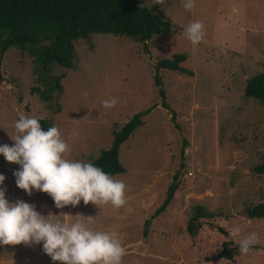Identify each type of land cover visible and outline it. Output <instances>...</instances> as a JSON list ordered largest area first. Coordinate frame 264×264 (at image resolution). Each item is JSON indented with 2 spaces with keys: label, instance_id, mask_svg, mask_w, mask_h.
Wrapping results in <instances>:
<instances>
[{
  "label": "rangeland",
  "instance_id": "obj_1",
  "mask_svg": "<svg viewBox=\"0 0 264 264\" xmlns=\"http://www.w3.org/2000/svg\"><path fill=\"white\" fill-rule=\"evenodd\" d=\"M143 1L169 17L176 31L145 42L111 33L77 39L74 67L51 66L53 76H65L62 92L54 89L50 101L33 90L45 88L37 80L33 55L10 47L1 58L0 146H14L10 135L17 134L14 123L23 113L58 126L71 145L69 158L88 162L111 147L114 131L143 112V124L119 149L126 172L112 175L125 182L127 203L99 207L81 200L57 208L49 194L20 189L14 173L21 165L3 154L0 174L6 179L0 188L10 203L34 204L46 217L117 232L126 248L122 264H264L261 241L235 260L214 258L225 239L219 227L238 242L248 232L258 236L262 227L250 222L245 211L264 202V174L254 170L264 164V103L247 97L244 89L246 80L264 69V0H195L191 11L182 0ZM194 20L205 26L198 45L184 34ZM177 53L186 55L180 65L192 75L160 69L162 97L154 82L155 65ZM113 97L118 104L104 108L102 102ZM172 183L177 185L175 214L165 209L153 219ZM197 205L214 216L200 219L191 235L186 227ZM2 263L61 264L43 251V242L0 244Z\"/></svg>",
  "mask_w": 264,
  "mask_h": 264
},
{
  "label": "clouds",
  "instance_id": "obj_2",
  "mask_svg": "<svg viewBox=\"0 0 264 264\" xmlns=\"http://www.w3.org/2000/svg\"><path fill=\"white\" fill-rule=\"evenodd\" d=\"M166 0H154L164 4ZM185 10L195 7V0H182ZM184 34L193 45L204 38L205 26L199 20L190 22ZM119 98L102 102L106 109L114 108ZM16 135H10L14 146H0V154L8 162L21 165L14 173L17 186L32 195L33 189L49 194L57 208L85 205L111 204L120 208L127 203V186L123 180L114 179L92 162L70 159L72 148L58 126L44 130L40 118L19 114L14 123ZM6 177L0 174V185ZM6 189L0 188V244L31 245L43 242V251L61 264H122L126 248L115 231H94L76 220L52 219L36 210V205L17 200L10 203ZM66 215V214H65ZM93 217H87L92 221ZM259 243L256 233H249L239 241L241 254H247Z\"/></svg>",
  "mask_w": 264,
  "mask_h": 264
},
{
  "label": "trees",
  "instance_id": "obj_3",
  "mask_svg": "<svg viewBox=\"0 0 264 264\" xmlns=\"http://www.w3.org/2000/svg\"><path fill=\"white\" fill-rule=\"evenodd\" d=\"M157 12L156 8L148 6L143 0H0V82L1 58L4 52L10 47L27 51L35 57L37 80L45 86L44 89L34 86L33 90L43 100L50 101L54 89L58 93L62 92L60 78L65 76H53L51 66L58 64L69 69L74 67V42L77 39H87L91 33H111L145 42L154 35L175 32L176 26L172 20L162 13L158 15ZM185 59L184 53H177L156 63L154 82L162 97H165V94L161 88L162 81L158 71L165 68L192 75V71L180 65ZM244 94L264 103V69L246 80ZM142 115L143 112L134 114L120 130L114 131L111 147L101 150L97 157L88 162L101 167L110 175L126 172L119 159V149L134 130L143 124ZM40 123L44 130L53 126L43 118H40ZM183 142L184 146L187 145L186 141ZM254 170L264 174V164L256 165ZM176 189V184L169 185L166 197L155 210V215L166 209ZM213 216L214 213L204 206H195L194 214L186 227L188 233L195 235L194 229L197 230L201 224L199 220ZM245 216L250 222L262 226L259 228L258 238L264 246V202L248 207ZM218 230L225 239L214 258L235 260L240 254L239 242L228 237L226 228L219 227ZM262 257L264 261V256Z\"/></svg>",
  "mask_w": 264,
  "mask_h": 264
},
{
  "label": "crops",
  "instance_id": "obj_4",
  "mask_svg": "<svg viewBox=\"0 0 264 264\" xmlns=\"http://www.w3.org/2000/svg\"><path fill=\"white\" fill-rule=\"evenodd\" d=\"M234 6H235V5H234ZM124 173H125V172H124ZM119 174H120V173H119ZM165 192H167V191L165 190ZM165 197H166V193H165ZM165 197H164V198H165ZM173 197H174V195H173ZM164 198H163V200H164ZM163 200H162V202H163ZM172 201H173V198L171 199V202H170V203L168 204V206L166 207L167 210L169 209V210H168V212H169L168 215H170V213H172V214L174 215V214H175V211H176V208H175V207L173 208V202H172ZM162 202H161V203H162ZM160 205H161V204H160ZM160 205H159V206H160ZM155 206H156V205H155ZM159 206H158V207H159ZM152 207H154V206H152ZM158 207H157V208H158ZM157 208H156V209H157ZM142 209H143V208H142ZM156 209H155V210H156ZM148 210H149V209H148ZM155 210H154V213L152 214V215H153V216H152L153 219L159 215V214H158V215H155ZM162 212H163V211H162ZM169 218H170V217H169ZM170 219H171V218H170ZM146 235H147V233H145V236H146ZM5 262H6V261H4V263H5ZM4 263H2V264H4Z\"/></svg>",
  "mask_w": 264,
  "mask_h": 264
},
{
  "label": "built area",
  "instance_id": "obj_5",
  "mask_svg": "<svg viewBox=\"0 0 264 264\" xmlns=\"http://www.w3.org/2000/svg\"><path fill=\"white\" fill-rule=\"evenodd\" d=\"M189 174H192V172H189Z\"/></svg>",
  "mask_w": 264,
  "mask_h": 264
}]
</instances>
